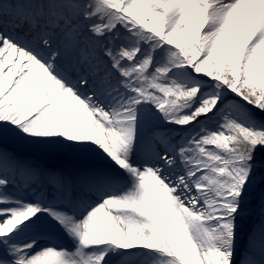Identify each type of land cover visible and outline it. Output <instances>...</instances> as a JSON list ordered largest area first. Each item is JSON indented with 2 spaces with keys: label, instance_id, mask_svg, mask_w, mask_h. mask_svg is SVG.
Masks as SVG:
<instances>
[{
  "label": "snow or ice",
  "instance_id": "1",
  "mask_svg": "<svg viewBox=\"0 0 264 264\" xmlns=\"http://www.w3.org/2000/svg\"><path fill=\"white\" fill-rule=\"evenodd\" d=\"M0 264H264V0H0Z\"/></svg>",
  "mask_w": 264,
  "mask_h": 264
},
{
  "label": "rangeland",
  "instance_id": "2",
  "mask_svg": "<svg viewBox=\"0 0 264 264\" xmlns=\"http://www.w3.org/2000/svg\"><path fill=\"white\" fill-rule=\"evenodd\" d=\"M29 235H30V233H27V232H26V233H22L20 238H21V239H23V238H27ZM61 243H62L64 246H69L71 242L65 239V240L61 241Z\"/></svg>",
  "mask_w": 264,
  "mask_h": 264
},
{
  "label": "bare ground",
  "instance_id": "3",
  "mask_svg": "<svg viewBox=\"0 0 264 264\" xmlns=\"http://www.w3.org/2000/svg\"><path fill=\"white\" fill-rule=\"evenodd\" d=\"M5 71H7V69Z\"/></svg>",
  "mask_w": 264,
  "mask_h": 264
}]
</instances>
